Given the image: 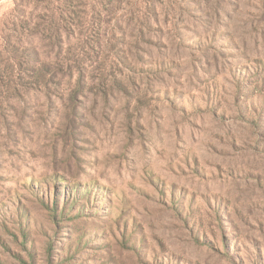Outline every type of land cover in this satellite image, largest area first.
<instances>
[{"label": "rangeland", "instance_id": "1", "mask_svg": "<svg viewBox=\"0 0 264 264\" xmlns=\"http://www.w3.org/2000/svg\"><path fill=\"white\" fill-rule=\"evenodd\" d=\"M0 264H264V0H0Z\"/></svg>", "mask_w": 264, "mask_h": 264}]
</instances>
